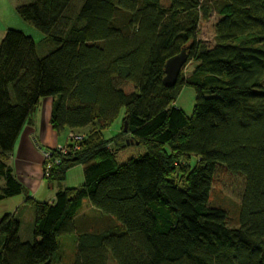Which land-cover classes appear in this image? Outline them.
<instances>
[{"label": "trees", "instance_id": "obj_1", "mask_svg": "<svg viewBox=\"0 0 264 264\" xmlns=\"http://www.w3.org/2000/svg\"><path fill=\"white\" fill-rule=\"evenodd\" d=\"M73 1L21 4L45 38L9 29L0 43V202L24 194L4 157L44 99H55L57 133L100 135L123 111V133L147 154L118 164L123 146L106 152L85 139L47 179L83 164L85 184L32 203V242L5 215L0 264H62L68 236L72 264H264V0H83L71 16ZM212 13L208 46L198 35ZM183 50L196 68L168 88L166 64ZM184 88L196 93L191 117L176 106ZM181 156L197 160L183 186ZM220 167L245 179L235 228L211 205ZM86 200L94 218L80 215Z\"/></svg>", "mask_w": 264, "mask_h": 264}, {"label": "crops", "instance_id": "obj_2", "mask_svg": "<svg viewBox=\"0 0 264 264\" xmlns=\"http://www.w3.org/2000/svg\"><path fill=\"white\" fill-rule=\"evenodd\" d=\"M31 1L0 0V43L9 29L21 30L27 35L29 33V36H33L35 39L36 34L27 28V24L17 12L21 4H28ZM54 101L55 99L50 98L41 102L38 110L30 116L24 126L13 152L4 157L6 164L13 171V175L23 186L24 194L21 197L0 202V222L5 215L16 216L21 224L20 237L23 242L33 241L35 224L33 202L48 203L59 191L78 189L85 184L83 164L59 172V177L53 181L44 179V158L41 149H56L65 145L69 133L68 129H65L62 133H57L53 129ZM0 185L3 187L4 182H1ZM89 209L96 212L92 206ZM83 214L84 211L80 215ZM3 241V237L0 236V245L3 244Z\"/></svg>", "mask_w": 264, "mask_h": 264}, {"label": "rangeland", "instance_id": "obj_3", "mask_svg": "<svg viewBox=\"0 0 264 264\" xmlns=\"http://www.w3.org/2000/svg\"><path fill=\"white\" fill-rule=\"evenodd\" d=\"M83 0H74L73 6L70 10V15L74 16L78 13V10L81 7V3ZM219 15L217 13H212L208 20H203L200 23L198 40L203 44L208 46L215 45V26L219 21ZM24 24V23H22ZM27 24V23H26ZM16 26V25H14ZM27 28L32 30L36 34L35 40L36 43L40 45V42L45 37L35 28L30 25H26ZM15 30V29H14ZM21 31V30H16ZM27 31V29H26ZM23 32V31H21ZM24 33V32H23ZM28 35H30L28 33ZM33 37V36H30ZM196 64L194 62L189 61L182 70V75L184 77H189L195 70ZM130 88L133 85H129ZM127 92L131 93L128 89ZM196 104V93L191 88H184L181 95L176 101V106L183 110L189 117L192 116L193 110ZM122 117L123 111L121 115L118 117L117 121L113 124V126L109 129L102 130L103 132L97 133L96 126L87 129V131L82 134L85 136L86 140H91L94 136L98 137L97 141L103 151H109L113 148H120L126 144V141L132 140L133 137L130 133L124 134L122 130ZM99 135V136H98ZM108 140V142L106 141ZM136 141V139H133ZM131 145L127 146L120 153L117 158L118 164H125L131 159H138L145 154H147V148L145 146L140 145ZM176 163H179V170L175 175L176 183L183 186V182L187 177L189 167H195L197 164L196 159H186L184 157L176 158ZM245 191V179L243 176L234 175L228 172L225 168L220 167L216 174L215 184L211 194V205L216 207H221L222 209L227 211L228 214V224L230 227H238L239 226V214L240 207L242 203V197ZM90 203L88 200L84 202L83 208L81 212L84 211L85 215L94 218L96 215L95 212L89 209ZM76 238L74 236L62 237L60 239L61 249L59 253V257L62 258V264H72L75 258V244ZM110 264H115L113 261Z\"/></svg>", "mask_w": 264, "mask_h": 264}, {"label": "built area", "instance_id": "obj_4", "mask_svg": "<svg viewBox=\"0 0 264 264\" xmlns=\"http://www.w3.org/2000/svg\"><path fill=\"white\" fill-rule=\"evenodd\" d=\"M84 141L85 136L83 134L70 132L67 135V142L65 145L59 146L55 150L41 149L44 158V179H49L54 169L57 166H60L61 157L68 155L69 153H71V151H79Z\"/></svg>", "mask_w": 264, "mask_h": 264}, {"label": "water", "instance_id": "obj_5", "mask_svg": "<svg viewBox=\"0 0 264 264\" xmlns=\"http://www.w3.org/2000/svg\"><path fill=\"white\" fill-rule=\"evenodd\" d=\"M187 62L188 54L186 50H183L181 54L171 58L167 62L165 68L166 77L164 79V84L166 85V87L172 88L177 84L179 76L181 75L182 70L187 64ZM134 144L138 145V142H135L134 140H128L126 141V144L123 147L126 148L127 146H131Z\"/></svg>", "mask_w": 264, "mask_h": 264}, {"label": "bare ground", "instance_id": "obj_6", "mask_svg": "<svg viewBox=\"0 0 264 264\" xmlns=\"http://www.w3.org/2000/svg\"><path fill=\"white\" fill-rule=\"evenodd\" d=\"M135 145H137V144H135ZM52 150H55V149H52Z\"/></svg>", "mask_w": 264, "mask_h": 264}]
</instances>
